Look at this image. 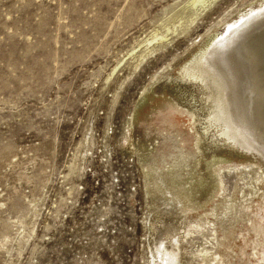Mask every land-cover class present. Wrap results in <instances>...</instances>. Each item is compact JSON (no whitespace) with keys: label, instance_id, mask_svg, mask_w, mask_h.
<instances>
[{"label":"rangeland","instance_id":"1","mask_svg":"<svg viewBox=\"0 0 264 264\" xmlns=\"http://www.w3.org/2000/svg\"><path fill=\"white\" fill-rule=\"evenodd\" d=\"M257 1L0 0V264H160L161 242L179 264H205L195 254L210 236L162 198L147 212L137 157L171 131L195 149L201 119L176 68Z\"/></svg>","mask_w":264,"mask_h":264},{"label":"bare ground","instance_id":"2","mask_svg":"<svg viewBox=\"0 0 264 264\" xmlns=\"http://www.w3.org/2000/svg\"><path fill=\"white\" fill-rule=\"evenodd\" d=\"M223 26V31H204L176 68L173 81L188 83L191 98L186 102L201 119L197 126L191 117L197 127L195 149L182 148L180 134L171 131L158 149L148 147L137 158L148 197L147 212H155L156 201L163 199V205L174 207L185 218L187 231L211 237L209 247L195 254L200 261L264 264V0L239 10ZM158 77L141 89L132 118L141 112L144 101L156 95L153 83ZM173 92L181 102L182 93ZM201 158L204 174L198 168ZM229 175L232 187L223 181ZM147 222L154 229V222ZM162 243L155 248L160 264H179L178 253Z\"/></svg>","mask_w":264,"mask_h":264}]
</instances>
